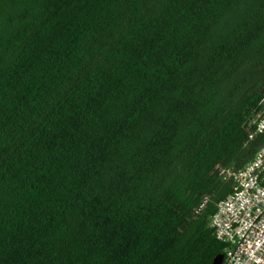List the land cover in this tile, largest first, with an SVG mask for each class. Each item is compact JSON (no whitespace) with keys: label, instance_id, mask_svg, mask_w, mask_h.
Masks as SVG:
<instances>
[{"label":"trees","instance_id":"16d2710c","mask_svg":"<svg viewBox=\"0 0 264 264\" xmlns=\"http://www.w3.org/2000/svg\"><path fill=\"white\" fill-rule=\"evenodd\" d=\"M263 96L264 0H0V264H210Z\"/></svg>","mask_w":264,"mask_h":264},{"label":"built area","instance_id":"2783aa9c","mask_svg":"<svg viewBox=\"0 0 264 264\" xmlns=\"http://www.w3.org/2000/svg\"><path fill=\"white\" fill-rule=\"evenodd\" d=\"M260 103L261 109L244 126L248 140L264 130V96ZM216 169L231 183V191L215 203L208 219L223 245L220 264H264V146L237 170Z\"/></svg>","mask_w":264,"mask_h":264},{"label":"water","instance_id":"95a60500","mask_svg":"<svg viewBox=\"0 0 264 264\" xmlns=\"http://www.w3.org/2000/svg\"><path fill=\"white\" fill-rule=\"evenodd\" d=\"M222 262V254H217L212 261L210 262V264H220Z\"/></svg>","mask_w":264,"mask_h":264}]
</instances>
